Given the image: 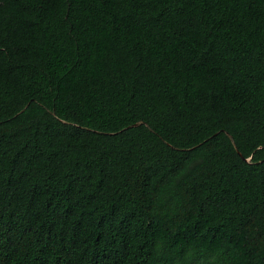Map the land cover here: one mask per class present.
Listing matches in <instances>:
<instances>
[{"label":"trees","instance_id":"obj_1","mask_svg":"<svg viewBox=\"0 0 264 264\" xmlns=\"http://www.w3.org/2000/svg\"><path fill=\"white\" fill-rule=\"evenodd\" d=\"M0 264H264V0H0Z\"/></svg>","mask_w":264,"mask_h":264},{"label":"water","instance_id":"obj_2","mask_svg":"<svg viewBox=\"0 0 264 264\" xmlns=\"http://www.w3.org/2000/svg\"><path fill=\"white\" fill-rule=\"evenodd\" d=\"M140 123H137V124H134V125H132V126H137V125H139Z\"/></svg>","mask_w":264,"mask_h":264}]
</instances>
